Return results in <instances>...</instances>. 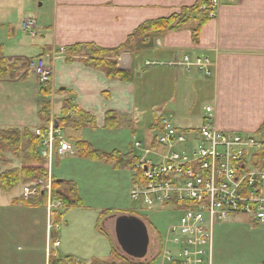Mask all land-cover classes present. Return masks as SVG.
Returning a JSON list of instances; mask_svg holds the SVG:
<instances>
[{
  "label": "crops",
  "instance_id": "0c3cea01",
  "mask_svg": "<svg viewBox=\"0 0 264 264\" xmlns=\"http://www.w3.org/2000/svg\"><path fill=\"white\" fill-rule=\"evenodd\" d=\"M197 1L43 0V5L49 3L50 14L48 18L40 16V35L22 37L12 27L18 25L21 29L22 21L32 18L27 17L32 0H0V35L3 33L6 38L0 41V60L15 63V71L0 79V129L34 131L61 118L65 103L71 101L92 115L98 128L105 127L107 112H116L121 129L130 128L134 136L140 129L157 127V131L162 120L172 121L184 130L199 129L207 107H212V123L220 131L245 135L260 132L264 124V0L224 3L217 16L203 27L197 44L193 42L190 23L176 32L155 35L123 50L117 63L121 71L131 74L130 82L111 80L102 70L88 66L89 58L84 54L69 56L66 52L71 46L87 44L106 50L119 48L146 22L168 18ZM5 25L12 30L7 32ZM185 56L192 60L209 58L214 64L212 74L186 69L182 64ZM37 57L46 59L53 68L48 96L42 95L44 86L37 77L22 67L28 59ZM44 104L50 105L46 119L40 114ZM187 118L200 119L201 126L182 128ZM67 137L73 146L85 142ZM18 199L19 196L13 197L6 208L8 218L1 231L6 230L12 237L14 225L10 217L19 209L33 225L38 224L33 221V212L45 210L43 229L48 244L46 208L23 206L15 203ZM59 233H53L57 240ZM149 236L150 245H159L160 234ZM151 255L148 251L145 259L137 261L147 264ZM67 259L83 263L79 258Z\"/></svg>",
  "mask_w": 264,
  "mask_h": 264
},
{
  "label": "built area",
  "instance_id": "2783aa9c",
  "mask_svg": "<svg viewBox=\"0 0 264 264\" xmlns=\"http://www.w3.org/2000/svg\"><path fill=\"white\" fill-rule=\"evenodd\" d=\"M207 1L209 5L202 11L211 19L224 3L236 2ZM21 29L32 37L40 34L34 18L24 19ZM182 64L207 76L214 66L207 57L192 60L185 56ZM26 67L42 86L52 85L53 68L46 59H28ZM206 112L199 129L184 130L172 121L162 120L150 148L144 150L143 156L135 157L132 199L149 210L172 208L181 214L162 238L161 248L146 260L151 264H212L217 223L247 217L254 225H264V132L245 135L220 131L212 123V107H207ZM34 133L40 140V156L47 162L48 181L24 188L23 198L30 200L39 192L47 195L49 246L53 233L61 229L57 219L63 216L64 209L63 202L52 194V164L55 157L75 155L76 150L56 120L36 128ZM134 147L141 149L142 144L137 142ZM59 246L60 241L55 239L53 249ZM48 254L50 257V249ZM72 263L78 264L76 260Z\"/></svg>",
  "mask_w": 264,
  "mask_h": 264
},
{
  "label": "rangeland",
  "instance_id": "374dc122",
  "mask_svg": "<svg viewBox=\"0 0 264 264\" xmlns=\"http://www.w3.org/2000/svg\"><path fill=\"white\" fill-rule=\"evenodd\" d=\"M48 4L43 5V0H32L29 5L31 11L27 17L34 18L38 27L42 19L40 16L49 17ZM18 28V25L12 27L17 30L18 35L29 36ZM9 29L12 30L11 27L5 25L7 32ZM3 37L2 33L0 41L6 40ZM22 67L30 73L26 65ZM55 107L58 112V105L56 104ZM185 123L181 126L182 128H198L202 122L197 118H187ZM151 129H140L134 136L128 127H122V129L118 127L115 130L85 127L77 131L64 130V135L67 139L70 135L88 142L100 152L118 151L135 158L143 156L144 150L150 148L152 136H155L157 132H152ZM137 142L142 143L141 149L134 147ZM5 160L12 163L10 169L22 167L21 160L11 154H6ZM6 169V167L2 168V170ZM51 173L56 180L75 183L83 206L72 209L64 207L59 233L61 246L56 251L53 249L54 238L49 244L50 256L53 252H57L56 255L58 254L61 259L79 258L82 264H90L94 259L105 263H111L116 258L117 261L129 259L121 250L115 235V218L121 215L139 217L145 220L150 235L160 234L159 245L158 242L156 246L151 242L149 253L153 255L161 248L162 238L166 237L168 228L180 219L181 214L172 208L155 207L149 210L139 201L133 200L131 190L134 172L128 167L117 168L113 163L83 158L76 153L65 157H55ZM38 182L20 185L21 188L16 189L11 195L4 194L0 189L2 209L0 212V264H49L48 244L43 229L46 226L45 210L43 213L42 210L33 212V221L38 222L33 225L30 217L19 209L10 217V222L14 225L12 237L8 236L6 230L1 231L2 224L8 218L6 208L10 206L12 198L19 196L18 200H21L24 188ZM213 239L212 264H264V225H254L247 217L228 219L215 225ZM112 250L115 251L116 257L112 256ZM25 256H28L27 260L23 259ZM132 262L145 264V261L134 260Z\"/></svg>",
  "mask_w": 264,
  "mask_h": 264
},
{
  "label": "trees",
  "instance_id": "16d2710c",
  "mask_svg": "<svg viewBox=\"0 0 264 264\" xmlns=\"http://www.w3.org/2000/svg\"><path fill=\"white\" fill-rule=\"evenodd\" d=\"M209 5L207 0H198L197 3L188 8H182L179 13L156 21H149L138 28L123 46L106 50L94 45H75L69 47L66 52L69 56L76 54H84L88 57L86 61L88 66L102 70L109 79L130 82L132 76L129 72L121 71L118 67L117 58L120 53L134 45L143 44L155 35L176 32L188 24L193 23L192 39L194 43H199L200 35L203 27L211 20L208 13L202 11L204 6ZM3 56V46H0V57ZM24 61L21 60L20 63ZM26 63L24 62V66ZM13 64H7L4 59L0 60V79L7 76V73L15 71ZM49 86L44 87L41 92L43 96H48ZM41 117L46 119L50 114V105L44 104L41 109ZM72 115V116H70ZM59 126L64 130H81L85 127L97 129L95 118L89 113L75 106L71 101H67L62 111V117L57 120ZM120 127V118L116 112L106 113L105 127L115 130ZM153 128L152 131L156 130ZM261 132H264V124ZM154 144V143H153ZM40 140L34 131L29 129H0V188L4 194L11 193L20 185H30L37 181H48L47 162L40 156L39 152ZM76 153L83 158L105 161L113 163L117 168L128 167L133 172L136 170V159L131 158L130 154H122L118 151L112 153H104L95 150L87 142H79L74 144ZM6 154H11L15 158L20 159L22 167L10 169L11 162L5 160ZM6 167V170H2ZM52 194L53 197L62 201L66 209L81 208L82 201L79 198L77 186L71 181L59 182L52 178ZM24 206L28 207H44L47 206V195L39 192L37 196L30 200H17ZM15 201V203H18ZM61 218L57 219V223L61 222ZM53 253L49 258V264H71L70 259H60ZM112 256L116 257L115 251L112 250ZM118 260L111 263H105L100 260H94L91 264H134V259ZM151 264V263H149Z\"/></svg>",
  "mask_w": 264,
  "mask_h": 264
},
{
  "label": "water",
  "instance_id": "95a60500",
  "mask_svg": "<svg viewBox=\"0 0 264 264\" xmlns=\"http://www.w3.org/2000/svg\"><path fill=\"white\" fill-rule=\"evenodd\" d=\"M115 235L121 250L127 256L135 260L146 258L149 251L150 236L144 220L130 215H121L115 218Z\"/></svg>",
  "mask_w": 264,
  "mask_h": 264
}]
</instances>
